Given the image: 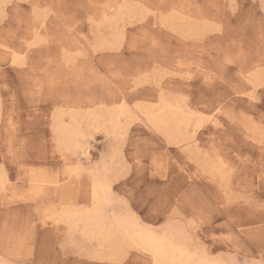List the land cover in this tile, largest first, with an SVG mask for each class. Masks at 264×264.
I'll return each instance as SVG.
<instances>
[{"label": "rangeland", "instance_id": "374dc122", "mask_svg": "<svg viewBox=\"0 0 264 264\" xmlns=\"http://www.w3.org/2000/svg\"><path fill=\"white\" fill-rule=\"evenodd\" d=\"M180 1L4 4L0 264H151L129 246L98 247L81 226L50 223L64 206L89 204V171L108 158L115 159L116 208L129 207L157 229L183 230L194 248L225 264H264V82L253 88L242 79L245 70L264 73V0ZM108 6L123 11L118 48L102 44L111 40L102 13ZM257 60L262 64L251 69ZM166 83V96L194 109L195 120L204 117L190 141L157 131L136 107ZM114 92L138 116L116 133L104 127ZM220 105L225 112L214 126L207 111ZM72 112L103 121L88 129L89 153L70 154L67 165L53 121L61 114L67 123ZM78 158L84 168L70 173ZM30 169L47 176L43 190L31 186Z\"/></svg>", "mask_w": 264, "mask_h": 264}, {"label": "bare ground", "instance_id": "6f19581e", "mask_svg": "<svg viewBox=\"0 0 264 264\" xmlns=\"http://www.w3.org/2000/svg\"><path fill=\"white\" fill-rule=\"evenodd\" d=\"M7 1L8 0H0V11L3 9V6ZM122 6L125 7L126 5ZM177 8L178 7H176V9ZM118 9V12L115 9L113 10L112 6L103 9L102 13L104 21L108 23L111 29L110 42L106 38H104V40L100 39V41H103L101 42L105 47L108 44L110 48H118L115 41L117 42V37H121L124 32V24L118 22L119 14L123 11L121 12L120 7H118ZM132 11L133 10H131V12ZM130 13L127 14L130 15ZM128 15L125 14L123 16L127 17ZM123 16H120V18H124ZM125 19L126 18H124V20ZM160 22L164 23V20L162 19ZM103 47L104 46H102V48ZM10 54H13L12 59L14 63H21V61L19 62L21 58L20 55H18V52L12 51ZM261 64V60H257L250 68L258 67ZM242 79L251 83L254 88V86L264 82V73L261 72V70H255L254 73L245 70ZM128 87L130 89L133 85L129 84ZM166 88H169L168 83H166L165 86L163 84V86L159 87V93L154 99L151 98V100H147L148 103L139 104L136 105V107L139 109L145 123L147 122L157 128V131L160 130L168 136L173 135L172 137L175 140L181 136V140L192 139L195 132L202 125V118L204 117L202 116V118L195 120V118L198 117L196 115L197 113H195L196 111L189 107H184L180 100L166 96L164 91ZM131 111L134 110H130L125 98H121L116 92H114L112 96V107H110L104 115L106 122V126L104 127L110 129L113 133H116L119 130L124 131L127 123H131L136 117L138 118V116H134L132 114L134 112ZM223 112H225L224 107L221 105L214 106L207 111L206 120H209L214 126H217L220 121L221 113ZM102 117L103 115L101 116L96 113L83 115L72 112L69 114V122L67 123L64 122L61 114L54 117L53 127L58 138L57 144L63 148V151L65 150L69 152V155H66L67 157L64 159V164H72L70 154L79 153V155L86 156L89 153V146L87 144L88 129L101 128V123L103 121ZM176 142L180 141L177 139ZM188 144L191 145L193 149H197L198 147L197 144L193 145L191 142ZM114 152L116 153V151ZM114 160L111 158L103 159L98 165H95L90 169L91 184L89 194L90 202L88 205L84 204V206L80 208L76 207V205L61 206L63 208H61L58 214L51 215L50 223L56 224L57 222L62 221V223L65 222L70 224V226H81L83 231L82 234H84L86 238H95L98 247H105L107 245L117 249L123 245L127 247L129 246L139 250L141 253L143 252V254H147L151 264H225L218 259L210 258L205 251L194 248L192 246L193 241L191 242L190 239H188L187 235L183 233V230H179L171 224H166L162 228L157 229L155 225L142 220L129 207L124 210L122 208H120L122 210L116 208V204L114 206L112 203L113 194H115L113 193V182L115 183V179L117 178ZM223 160L224 159L221 161ZM224 164V162H220V172L223 171V169H226L223 166ZM83 168L81 160L78 158L76 164H74V167L69 172L80 171ZM6 175L7 173L0 171V189L5 188L7 181ZM29 181L32 183L31 186L33 188L43 190L44 183L48 181V178L42 171L30 169Z\"/></svg>", "mask_w": 264, "mask_h": 264}]
</instances>
